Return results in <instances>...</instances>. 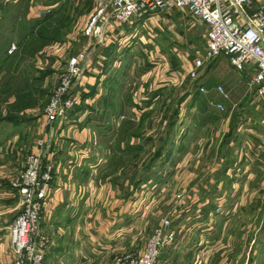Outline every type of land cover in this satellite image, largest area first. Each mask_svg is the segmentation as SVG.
Masks as SVG:
<instances>
[{"label": "crops", "instance_id": "crops-1", "mask_svg": "<svg viewBox=\"0 0 264 264\" xmlns=\"http://www.w3.org/2000/svg\"><path fill=\"white\" fill-rule=\"evenodd\" d=\"M21 1L26 8L25 17L29 20L40 19L45 9L57 3L45 4L44 0ZM99 1L61 0L70 17L69 32L74 34V38L76 36L75 40L84 37L81 33L82 27ZM253 2L255 5L264 4V0H253ZM172 9L178 12V15L180 14L178 19L174 20L175 23H178L176 33L179 34L180 41L173 42L171 39L173 44L166 48H161L158 41L155 49L168 50L167 58L170 62L168 61L161 66H164L163 68L170 73L176 72L179 76L181 72H184L183 70L187 69L190 60H186L185 63L178 62L176 60L178 56L176 57L175 53L172 52L179 51L177 46L186 48L188 40H199L196 45L198 49H194L193 52L200 53L204 42V26L194 18L192 19L191 16H186L184 12L185 15L178 9ZM169 10L171 9L159 12ZM82 16L84 19L81 21ZM152 16L155 17L149 14L142 19L132 20L124 27L113 28L111 40L103 46L91 45L92 43H90L91 46L89 45L87 50L88 63L79 78L78 89L80 96L82 92L87 93L89 86L93 84H96V90L92 95L86 94L84 96L83 109L73 111L72 117L67 115L66 122L54 121L50 135H48L47 127L43 125L42 104L39 101L41 97L43 100L52 90L51 88L49 91L47 82V78L51 76L50 72L56 70L51 63L52 59L57 61L63 56V53L69 51L70 41L64 37L66 34L64 33L61 39L43 44L30 53L21 52L22 46L17 44L14 56L7 60L5 66L0 68V84L10 79L13 89H15V86L20 85L22 79L27 77L29 85L32 83L35 87V90L31 88L33 93L34 91L37 92V89H43L42 96H38L34 104L22 108H8V104L14 100V94H8L3 98V101L0 97V116L7 113L15 116L13 119L1 118L0 121H6L15 127H19L8 137L4 150L7 154L10 153L7 156L11 155L16 159L19 153L24 156L21 158L20 167L19 162L15 158H11L16 165L13 168H7L5 173H0V264L9 263V241L6 228L17 212L15 205L11 206V203L15 202L16 204L18 196L16 191L10 187L9 180L24 164L25 154L22 153L34 150V139L43 133L47 137L46 140L50 141V145L54 146V149H51L54 179L50 183L51 188L45 198L44 210L38 224L39 235L43 241V264H104L115 253L139 251L144 242L141 235L142 231L147 229L151 231L152 227L159 222L160 217L164 215L170 216L175 235L171 243L160 249L157 264H231L229 258L227 261L220 260L218 253L221 251L219 249L220 240H225V237L228 238L226 235L232 234V229L226 222V216L232 212L231 209L235 211L237 209V205L231 196V193L233 194L235 191V184L237 183L239 186L234 174L226 170H215L213 167L210 170L201 171L199 174L193 173L192 178L189 177L190 183L186 182L185 187L181 188L179 192L180 198L177 200L179 204L167 210V212L173 211L172 213L175 212L176 214L164 213L162 211L165 207L164 203L167 202L168 194L165 192V184H159L158 187L153 188L162 179L163 173L160 171L156 174L151 173V165L155 161L159 163L177 161L173 156V150L183 149L187 146L190 126L180 128V125L179 127L176 125L179 106L173 113L174 123L170 127L175 131L173 135H169L167 130H164L163 136L154 137L155 129L147 130L149 123L147 126H143L144 121L139 123L137 120L139 124L134 126L132 123L129 126L125 120L119 121L124 115L129 117L128 113L139 116L143 112L141 115H150L154 109L148 107L149 102L160 98V101L173 98L172 90L174 89H169L163 96L165 86L163 83L157 82V85L151 88V95L143 99V103H147V106L139 113L133 111L135 107L139 110L142 108L137 104L136 90L134 92L135 83L136 86H139L147 81L138 84V81H130V75L133 72L139 74L140 71L151 68L152 63L142 59L141 64L128 61L125 66L123 65L122 71L124 70V73H122L125 74V77L122 80L123 83L126 80L130 81L129 89L120 88L111 97L116 103L117 109H120L122 113L116 119L112 117L114 115L112 114V120L115 119L116 121L113 125V131L109 132L107 138L98 134V127L104 123L102 117L105 105L101 103L99 96L101 92L105 91L101 83L102 79L122 65H120L119 55L123 48H129L128 57L133 55L132 40L136 36H142L141 30L151 37ZM138 29L139 33H137ZM149 39L147 45L150 49L151 38ZM13 40L10 42L15 44V39ZM124 40L128 43L124 44ZM167 42L170 43V40ZM109 44H112L116 54L105 57L101 54V48ZM58 50L61 54L57 53ZM117 61L118 63H116ZM210 65L206 67V72ZM158 74L156 70L154 73L152 71L155 78ZM181 80L179 81L181 84L185 81L187 82L186 85L189 84V90L182 92L184 93L183 98L187 94L190 95L188 100L191 106L188 109L193 107L195 110V96L198 92L205 95H208L209 92L215 96L222 94L216 89V85H220L218 83L212 87H207L202 80L194 86L193 79L182 76ZM200 86H202V90L198 88ZM243 96L244 99H242L240 106L228 110L225 114V120L228 121L225 133L227 135L226 140L234 153L240 148H243V152H246L244 149H253L254 154H257L256 158L257 156L264 158V105L261 101L256 100L253 92L248 88ZM221 97L226 98L225 101H230L228 95L226 97L221 95ZM213 100L211 105L215 110L223 109L214 106V102L222 104L223 100L217 98ZM2 104H4L3 107ZM203 104H206L205 99L201 101L202 111L197 116L201 117L203 121L205 115L204 120L208 118L210 122H214L211 120V115L203 108ZM234 106L235 103L232 102L231 108ZM195 116L193 112L192 118L194 119ZM182 119L180 118L179 122ZM162 122L163 119H161ZM165 122L166 129H168L167 120ZM200 123L202 122L194 123L193 121L195 125ZM143 137L147 138L145 147L140 142ZM221 138L220 136V139H216L219 141L218 143H220ZM113 148L114 152L121 149L119 150L121 158L117 162H113L109 156ZM156 150L157 154L154 153ZM82 163L88 165L89 171L78 175L77 170L81 168ZM245 166L243 171L246 170ZM11 170L14 171L9 173ZM189 175L190 172H187V176ZM246 177L248 178V176ZM146 184L148 186L142 189V185ZM150 188L151 195L148 194ZM159 195L161 199H158ZM227 201L230 205H226ZM255 207L256 204H250L248 208L254 211ZM242 208L244 206H239L238 210L242 211ZM228 228L229 232H227ZM233 234L234 239L240 236V232L235 233L233 231ZM252 259L250 253L247 260L251 262Z\"/></svg>", "mask_w": 264, "mask_h": 264}, {"label": "rangeland", "instance_id": "rangeland-1", "mask_svg": "<svg viewBox=\"0 0 264 264\" xmlns=\"http://www.w3.org/2000/svg\"><path fill=\"white\" fill-rule=\"evenodd\" d=\"M152 15H154L155 17H151V37L147 36L145 32L141 30L140 32H142V36H136V38L132 40L133 47L131 48L133 49V55L128 57L127 55L129 54H127L126 56L130 60L126 57L124 59V63H127V60H129V62L141 64L142 59L150 62V64L152 63V67L147 68L148 70H137L140 71L139 74L133 72V74L131 73L130 75V81H138V84L144 83L145 80L147 81L146 83L139 86H136L135 83L134 92L136 90V96L138 97L137 104L140 105V108H142L139 110L135 107L133 111L135 113H139L147 106V103H143V99H146L151 95V88L156 86L157 82H161L165 86V88L163 89V96L166 95V92L169 89H174L172 90L174 96L170 100L160 101V98L156 101L149 102L148 107H152L154 109V111L151 112L150 115H141L143 114V112H141L139 116H136L134 113L133 115L131 113H128V116L131 118L129 119L133 121L134 126H136V124H139L137 120H139L140 118H142V122L144 121L143 126H147V124L149 123V126H147V130L151 131L155 129L154 137L157 136L158 138H160V136H163L164 130H167L169 135H173L175 134V131L173 130V128L170 129L168 125L167 126L169 127V130L166 129L165 121L169 116V112L172 114L175 109H178L177 106H179L176 125L178 127L180 125V128L188 125L190 126L187 136V146L183 149H175L174 145L175 150H173V156L177 159V161L173 163L170 161H166L165 163H159L155 161V163L151 165V173L156 174L158 171H160L161 173H163L161 176V180H164V182H161L160 180L156 185H154L153 188L158 187L159 184H165V192L169 194H167V202L164 203L165 207L162 212L165 213L167 212V210H170L175 205L177 206L179 204L177 201L180 198L179 192L181 191V188L185 187L186 182L190 183L189 177L192 178L193 173L199 174L201 171H205L206 169L210 170L212 169L211 167H213L215 170H226L229 173L234 174L239 182V186L237 183L235 184V191L233 194L231 193V196L235 204L237 205V209L236 211L231 209L232 212L228 213L226 216V222L229 225V228L232 229V234L226 235L228 238L225 237V240H220L219 249H221V251H219L218 253V258L220 260L224 259L225 261H227L229 258L231 264H264V158L261 156H257L256 158L257 154H254L253 149H244L246 152H243V148H240V150L238 149V151L234 153L232 151V148H230L231 145H229L226 140L227 135L225 134L228 126V121L225 120V114L230 109L238 108V106H240L242 102V99H244L243 95L245 93V90H247L244 80L246 78V73L248 74V68L245 67L243 70H236L228 63L227 56L224 54H219L216 57L209 59L207 62H205V65L199 71V75H197V77L193 79V83L195 84L193 85H198L197 83L202 80L207 87H212L215 83H218L222 87L221 95L224 97L228 95L230 101H225L226 98L221 97V95L219 94L215 96L213 93L209 92L207 93L208 95H205L202 92H198L195 96V110L193 109V107L188 109L189 106H191L189 105L190 101L188 100L190 95L187 94L185 98H183L184 93L182 92L189 90V84L186 85V81L182 84L181 82H179L182 81L181 77L183 75V72H181V74L177 76L176 72L170 73L165 70L163 68L164 66L161 65L168 63L169 61L167 58L168 50L160 51L159 49H155V45H157L158 41V45L161 48H166L168 45L173 44V42L180 41L179 34L176 33V26L178 23L174 22V20L178 19L180 14L178 15V12H175L174 9H171L167 12H154L152 13ZM83 19L84 16L80 18L81 21ZM69 30L70 24L68 21L65 32L66 35L64 37H67L66 39L70 41V48L69 51L63 53V56L58 58L57 61L52 59L51 63L52 65H54V68L56 70L50 72L51 78H47L49 91L57 83L56 81L60 77L59 74L64 71L66 58L75 50L79 49L81 46H84L87 42L86 37H81L79 40H75L76 36L74 38V34H72V32H69ZM137 33H139V29ZM149 38H151L150 49L147 45L148 40H150ZM13 39L14 38L12 37V41H14ZM171 39L173 42L171 41ZM168 40H170V43L167 42ZM187 42L188 46L186 48L183 46H177L176 48L179 49V51L172 52L175 53L176 57L178 56V58H176L178 62L185 63L186 60H190L191 57L199 54V52L197 51L196 53L193 52L194 49H198L196 45L197 43H199V40H188ZM127 43L128 42L124 40V44ZM57 53L61 54L59 50L57 51ZM116 63H118V61ZM209 65L210 67L206 72V67H208ZM155 70L157 71V74H160H158L156 78L152 75V71L154 73ZM28 71L30 72L29 69ZM130 81L126 80L122 85V89L128 90ZM132 85L133 83L131 84V86ZM78 86V84L74 85V87L71 88L72 91H75ZM215 97L218 100H223V109L219 111L215 110L211 105L212 101H214L213 99H216ZM203 99H205L206 104H203L202 106L209 113V115H211V120L214 122H210L208 118L204 120V114L203 121L201 117L197 116L198 113L202 111L201 101ZM42 101L43 100L41 97V100L39 101V103L42 104L41 106H43L44 104V102ZM232 102L235 103V106L233 108H231ZM3 106L4 104H2V107ZM193 112L196 115L194 119L192 118ZM163 114L165 115L163 116ZM125 116L126 115H124L123 118ZM180 118L183 119L179 122ZM161 119H163L162 123ZM193 121L194 123H202L195 125L193 124ZM18 128L19 127H15L6 121H0V171L2 170L0 173H5L4 171L7 168H13L16 165V163H14L15 161L13 162L11 159L15 157L11 155L7 156L10 153L8 152L7 154L4 150V147L6 145L5 143L8 137L12 134L13 131L17 130ZM220 136L222 138L220 140V143H218L219 141H217L216 139H220ZM145 141H147V138L145 137H143L140 141L144 144L143 147L147 145V142ZM85 147L88 148V146ZM150 150L151 148L149 149V151ZM26 153L23 152L22 154ZM112 153L113 149H111L109 156H112ZM23 157L24 156L20 155L19 153L18 158H15V160L19 162V167L21 158ZM244 165H246L245 171H243ZM14 170H11L9 173ZM187 172H190L189 176H187ZM246 176H248V178ZM147 186V184L142 185V189L146 188ZM150 191L151 188L149 189L148 193L151 195ZM158 197V199H161L160 195ZM227 204L230 205L229 201H227L226 205ZM250 204H256L254 211L249 210L248 207ZM14 205L15 202L11 203V206ZM239 206H244V208H242V211L238 210ZM172 212L169 211L167 212V214ZM172 214L174 215L176 213L174 212ZM229 228L227 232H229ZM233 231L235 233L240 232L239 238H233ZM149 232L150 229L142 231V239L145 240V236H147ZM234 243H237V245H235ZM250 253L253 257L251 262L247 260Z\"/></svg>", "mask_w": 264, "mask_h": 264}, {"label": "built area", "instance_id": "built-area-1", "mask_svg": "<svg viewBox=\"0 0 264 264\" xmlns=\"http://www.w3.org/2000/svg\"><path fill=\"white\" fill-rule=\"evenodd\" d=\"M172 8L204 26L202 50L191 57L182 76L195 79L205 62L224 54L236 70L248 68L244 83L264 105V4L255 5L253 0H100L81 30L87 42L66 58L64 71L42 106L43 125L48 135L54 121L66 122L68 109L80 102L79 89L72 91L71 88L79 83L87 66L90 43L103 46L111 40L113 28ZM14 47L10 42L7 51ZM216 89L222 93L220 85ZM214 106L222 108L220 102H214ZM46 139L45 133L34 139V150L25 154L22 168L9 180L18 200L14 206L17 212L6 228L8 264H43V241L38 224L51 188L53 169L51 145ZM174 235L171 218L164 215L152 227L139 251L115 253L104 264H157L160 249L171 243Z\"/></svg>", "mask_w": 264, "mask_h": 264}, {"label": "trees", "instance_id": "trees-1", "mask_svg": "<svg viewBox=\"0 0 264 264\" xmlns=\"http://www.w3.org/2000/svg\"><path fill=\"white\" fill-rule=\"evenodd\" d=\"M55 2H57L55 5L45 9L40 19L29 20L25 17L26 8L21 0H0V68L5 66L7 60L14 56L18 45L22 46L21 52L30 53L32 50L40 48L43 44H47L52 40L61 39L63 37L64 33L66 32L70 17L67 14L66 9L63 6L64 4L61 2V0H44L45 4H53ZM12 37L15 39L16 46L14 49L8 52L7 48L10 44L9 42L12 41ZM101 54H103L105 57H108L111 54L114 56L116 53L113 51L112 44H109L101 48ZM127 54H130L129 48H123L121 54L119 55L120 65H122L104 77L101 82L105 91L101 92L99 96L101 97V103L105 106L103 111L104 115L102 117L104 123L100 124L101 126L98 127V134L101 136L103 135L104 138H107V136H109V132L113 131V125L116 121L115 119L120 113H122L120 109H117V105L111 97L114 92L122 88L124 80L123 78L125 77V74H123L124 70L122 71V69L123 65H126V63H124V59L125 57L127 58ZM128 61L129 60H127V62ZM0 85V97L2 101L3 98H5L8 94H14V100L8 104V108H22L32 105L36 102L38 96H42L43 94V89H37V92L34 91L33 93L35 87L32 83L29 85L27 77H24L20 85L15 86V89H13L10 79H7V82L1 83ZM95 90L96 84H93L89 86L87 93L82 92L80 96V102L68 109V116L72 117L73 111L83 109L82 101L84 96L86 94L92 95ZM47 97L48 95L44 97V103L47 100ZM176 110L177 109H175L172 114L168 116L167 125L169 127H172L174 123L173 113H175ZM112 114L114 115L112 116ZM111 116L115 117L114 121L112 120ZM14 117L15 116L9 115V113H7L3 116H0V119H13ZM129 118L130 117H124L119 121L125 120L126 124L130 126L133 121H131V118ZM141 122L142 118L139 119V123ZM50 148L53 150L54 146H50ZM119 150L121 149H117L118 152H114L113 148V153L111 156L113 162L120 160L121 156L119 155ZM154 153L157 154V150ZM91 159H93V157H91ZM80 167L81 168L77 170L78 175H82L89 171V167L85 163H82ZM51 174L52 177L50 183L54 179L53 169L51 170Z\"/></svg>", "mask_w": 264, "mask_h": 264}]
</instances>
